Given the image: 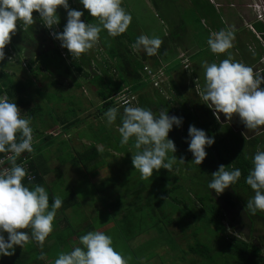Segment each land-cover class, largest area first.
<instances>
[{
    "label": "clouds",
    "instance_id": "9594fccd",
    "mask_svg": "<svg viewBox=\"0 0 264 264\" xmlns=\"http://www.w3.org/2000/svg\"><path fill=\"white\" fill-rule=\"evenodd\" d=\"M79 4L96 19V23H85L81 20L84 12L71 9L68 0H0V61L5 59L4 48L10 42L11 35L15 34L17 23L22 22L25 26L33 25V12L38 13L50 40L58 44L64 56L63 49H66L73 59H78L92 49L97 44L102 31H106L109 37H117L125 33L132 22L131 13L121 6L122 0H79ZM257 5L264 8V0L249 5V7L253 6L251 11L259 20L256 17ZM58 7L66 11V23L62 31H59L57 25L59 24ZM173 29L174 27L169 31L172 32ZM234 40L235 35L231 30L221 29L210 34L206 43L211 53H227V57L219 62L200 63L203 84L196 85L197 92L199 98L212 110L217 121H221L219 114H223L227 121L235 116L246 129L254 130L264 126V88L261 87V84L264 86V76H262L264 64H257L259 68H256L255 65L250 66L233 59L228 50L233 47ZM161 44L162 40L159 37L141 34L132 47L134 50H143L148 56H155ZM250 51L255 55L254 50L250 49ZM32 57H30L31 68L41 66L35 56ZM28 58V54H22L20 61L23 62L20 66H25V60ZM176 59L180 60L183 68L189 66V58L185 51L177 52ZM159 62L160 64L155 65L154 68L146 66L144 70L149 74L151 86L161 88V94L165 95L164 84L169 89L170 75L165 74L169 63ZM158 70H162L166 75V79L160 85L155 82ZM32 74L34 77V71ZM33 83L32 81L26 92L22 93L23 104L16 105L7 95H0V153L7 154L9 165L0 167V257L12 256L16 246L23 248L30 241L36 242L43 248L46 238L55 228L53 221L56 213L58 215L60 213L57 210L65 211L69 207L64 205L59 196H54L49 204V192L41 185L25 184L23 181L27 170L16 163L25 152L30 153L33 158L34 148L37 145L31 127V121L36 115L32 117L28 113L33 107L28 108L30 103L28 92ZM134 99V94L128 86H125L111 96L110 101L114 107L103 114L107 126L114 125L119 116L120 123L116 130L121 145H127L130 139L133 141L132 167L139 172L142 179H149L154 170L159 171L163 168L171 172L173 165L184 164L183 157L177 159L173 155L176 146L173 140L168 138L173 126L179 128L182 125L183 117L170 116L167 110H161L156 115L149 108L135 106ZM118 108H123L122 114L119 113ZM21 111L27 113L29 117L21 116ZM239 131L244 139L248 138L247 132ZM44 133L48 134L46 130ZM185 142L188 145L187 151L192 155L191 162L199 166L207 155L205 148L211 147L215 141L214 137L206 135L204 130L189 125ZM250 160L251 167L245 177V183L250 186L254 195L246 201L245 208L250 214L255 215L258 211H264V150L257 149ZM2 163L0 161V164ZM30 164L35 177L33 168L40 164L32 160ZM241 174L239 168L232 167L226 170L224 165H220L217 171L211 174L207 188L219 195L235 184ZM34 177L31 180L26 179L32 181ZM230 213L231 210L224 208L223 216L227 220ZM234 215L236 220L231 223H234L235 229H229L223 222L229 237L252 242L239 227L246 222L252 226L253 222L241 220L238 214ZM252 227L254 228L255 225L253 224ZM252 230L249 228V232ZM78 242V246H71L70 251L60 252L52 264H128L130 259L114 248L110 235L100 230L88 231L78 237ZM40 258H44L43 252Z\"/></svg>",
    "mask_w": 264,
    "mask_h": 264
},
{
    "label": "trees",
    "instance_id": "16d2710c",
    "mask_svg": "<svg viewBox=\"0 0 264 264\" xmlns=\"http://www.w3.org/2000/svg\"><path fill=\"white\" fill-rule=\"evenodd\" d=\"M76 1L79 10L84 12L81 19L85 23H96V19L91 17L87 10L83 9L82 5L79 4V0ZM72 9L76 8L72 7ZM32 15L34 20L32 26H25L22 22L17 23L15 34L11 35L10 42L4 48V52L7 53V56L3 61H0V95H7L9 100L15 102L16 105L20 103L23 104L24 97L22 93L26 92L28 87L27 84L32 82L26 84L20 79L14 80L15 68L23 70L22 72L31 68V58L28 52L35 56L37 61L43 64L45 71V73H43L44 76L49 73L50 69L57 68L58 70L60 66L64 67L66 75H73V70L75 69L79 74V76H77L78 78L80 77L81 79L84 77V79H86L89 76L87 70H90L91 57L86 53L82 54L78 59H73L68 54L67 50L63 49L65 52L64 56L59 50L58 44L50 40L42 21H40L38 17V13L33 12ZM58 16L59 24L57 25L59 26V31H62L66 21L63 19L60 12ZM172 33L176 34V31L172 30L170 34L172 35ZM136 38V35L131 34L127 30L117 37H109L106 31L100 33L98 42H100L107 54L105 57L107 58V62L103 63L101 66L99 65L100 74L91 76L87 82L97 86L95 93L100 98L101 104L95 106L94 110L86 113L82 118H77L71 122H62L63 127L60 133L62 132L66 135L64 138L68 139L66 130L73 124L77 126L81 124L86 125L91 131H94L96 127L97 131L88 133L90 136L86 138L82 134V138L86 139L87 143L83 144L82 142V152H79V155L77 153L75 156L77 160L72 158L70 161H75L78 165L82 163V178L84 177L85 181L94 188L98 198H100L99 194L105 189L110 188V194H119L120 191L124 189L123 182L125 180L114 181L113 178L118 176L119 173L116 175V170L109 169L106 164L111 161V158L115 160L118 159L121 160V168H126V160L131 158V152L134 151L131 148L133 141L130 139L127 145H121L120 136L116 130L120 123L119 116L114 125L107 126L103 114L109 108L114 107L110 101L111 96L120 91L123 87L128 86L131 93L135 96V106L149 108L156 115H158L161 110H167V114L170 116L175 115L183 117L182 125L179 128L173 126L172 130L168 133V138L172 139L176 146V152L173 155L177 159L183 157L184 164L177 163L173 165V170L171 172L163 168L159 171L154 170L153 175L149 179H142L139 172L134 169L132 173V182L135 183V185L131 191V196L141 195L143 198L141 204L135 205L134 209L138 210L141 217L145 215L146 209L151 211V214L156 213V220L150 223V227L158 228L160 230L159 233H161V231L167 232L164 227L170 222L176 223L179 229H183L181 225H185L186 229H188V225L191 223L196 227V230L199 224L203 223L205 226L204 228L209 231H220L223 237L225 236L224 239L230 243L229 233L223 223L224 208L232 210V213H230L229 229H235V225L231 223V221L232 219L233 221L236 220L234 217V214H237L236 200L246 205L248 199L242 197V200H240L239 193L236 197L237 199H232V194H235L238 190L236 184L231 185L219 195L213 190L206 188L208 189L205 192L207 197H204L195 191V188L199 186L196 179L206 187L211 178V174L217 171L220 165H224L226 170H230L232 167L239 168L242 173L241 179H245L251 167V156L257 149L264 150V140H259V136L264 133V126L254 130L246 129L244 125L240 123L238 117L233 116L230 121H227L223 114H219L221 121H217L213 116L212 110L204 104L197 92L196 85L203 84V75H201L203 73L197 72L196 68H193V66L183 68L180 60L176 58L169 61V63L172 64L167 68V72L165 70V74L167 75L169 73L170 77L168 79L169 89L166 88L164 84L165 95L163 96L161 94V88L151 86L152 83L149 74L144 68L146 66L154 68L155 65L160 64L157 60L159 57H161V59H168V57L173 58L171 54H167L166 52L172 51L171 49L175 48V46L172 45L170 48L166 49L164 45L165 41L163 40L157 55L148 56L143 50L134 51L132 45L135 43ZM48 41L52 44L50 45L52 46L50 50L45 49ZM24 51H27L29 58L25 60V66H20L23 62L20 61V58ZM39 67L40 66H36L30 70L31 73L33 71L32 69L37 70V72L34 73L36 77L41 73ZM68 85L70 86V83ZM76 86V89H79L81 85L78 83ZM261 87L264 88L262 84ZM37 110L38 107L33 106L28 110V113L33 117ZM118 110L119 113H123V108H118ZM189 125L204 130L206 135L214 137L215 141L211 147L205 148L207 155L199 166L191 162L192 155L187 151L188 145L185 141ZM239 130H243L247 133L248 131L255 133L249 135L247 139H244ZM48 135L50 139L51 137H58L57 134ZM74 139H76V137H74ZM74 139L72 141V146ZM43 140L44 142L47 141L48 136H44ZM58 143L62 146V139L59 140ZM67 143L68 140L65 141L66 145ZM34 149L36 151L37 146ZM34 153V155L32 153V162L40 165L34 166L33 168L35 174L34 179L28 181L25 177L23 182L30 186L41 185L47 188L45 184V175L52 171L45 165L46 160L43 159L44 157L42 160L41 157H36V152ZM0 155L4 154L0 153ZM28 155H30V153L25 152L22 153L20 157H27ZM18 161L19 159H17L16 163ZM126 169L128 172L132 171L130 168ZM104 171L105 174L102 175ZM123 178L126 179V175H123ZM48 192L49 194L51 193L49 190ZM125 192L126 191H121L120 195L125 196ZM52 198L53 196L51 194L49 201H51ZM197 201L198 203L195 206L194 204H196ZM120 204V200L117 202L114 201V205H117L119 209L122 205ZM64 205L70 206L67 199H65ZM119 209L117 214L120 213ZM177 213H179L182 223L175 222L176 219L173 218V215ZM260 214L263 213L260 212ZM111 218L115 222L114 214H111ZM142 218L143 220L145 219L144 217ZM250 221H252L254 225L255 222H257V220L254 221L253 219ZM257 224L258 222L255 226L258 227L259 225L260 228L264 229V218H262L260 224ZM87 229L90 231L91 228L89 227ZM186 229H183V231L186 232ZM25 231L30 230L26 229ZM143 232L144 229L142 227H136L133 231L129 232V238L124 237V241L127 242L132 238L142 236L144 235ZM73 235L74 234L71 232H67L65 237H71ZM81 235L82 230L75 236L79 237ZM185 235L186 237L188 236L187 232ZM6 236L7 234L5 233V237ZM51 238L58 240V235L51 232L46 238L43 248L34 241L29 242L23 248L16 246L14 254L22 258L23 264L26 263L24 258H26L28 262L31 261L32 264H49V259L52 258V256L55 258L57 257L55 254L51 253L50 250L55 247V243L51 242ZM155 238H157V236H155ZM235 239L236 242L232 247H230V245H223L221 248L222 254L220 256L215 255L214 249L205 243L201 244L197 242V245L195 247L191 246L190 249H194L197 253L204 256L206 264H218L220 260L223 262L232 260L235 264H264V255H261V247L252 242L244 241L242 238ZM140 246H135L133 248L129 246L120 247L117 251L121 252L126 258H130L128 264H142L143 259L152 258L150 256L155 250L150 249L149 256H146L145 253L149 248H142ZM71 248H65L61 251H70ZM41 252L44 253L43 259L40 258ZM13 255L10 257L11 261H14ZM201 264L205 263L202 262Z\"/></svg>",
    "mask_w": 264,
    "mask_h": 264
},
{
    "label": "rangeland",
    "instance_id": "374dc122",
    "mask_svg": "<svg viewBox=\"0 0 264 264\" xmlns=\"http://www.w3.org/2000/svg\"><path fill=\"white\" fill-rule=\"evenodd\" d=\"M174 1L175 0H169V2L167 0H122L121 6L132 15V22L127 31L137 37L141 34L149 37H159L162 42L163 40L165 41L164 45L166 49L170 48L172 45L191 46L192 56L188 65L193 66V68L195 67L197 72L203 73L200 68V63L202 61H208L210 63L219 62V60H222L223 57H212L209 55V48L203 50L197 48L200 46L199 38L204 36L205 29L198 24L195 20V16L197 12L199 14L205 13L208 14V16L210 15L211 19L219 21L218 16L212 14L213 11L211 6L206 1L197 5L194 1L190 4L191 0H189L185 5H178L177 7L173 4ZM227 1H231L230 3L234 4L226 12H223L222 19L227 25L226 29H229L231 26L235 28L236 25L240 23V20L244 21V23H242V25H244L246 23L245 21L251 18L249 13H251L253 6H250L246 10L244 7H246L247 4H255L257 0ZM68 3L71 9L72 7H75L76 10H79L76 0H69ZM57 9L66 21V11L60 7ZM248 14L249 16H246ZM176 15H179L183 21L181 26H179L181 34L177 32V34L172 33L171 35V30L169 31V29L173 27L170 26V24H173L174 26L176 25ZM239 16L241 17L240 19H238ZM199 20L201 21V24H205L203 18L199 17ZM206 42L205 45H207ZM50 45L52 44L48 41L45 49L50 50L52 48ZM237 49H239L243 54V51H241L239 47ZM237 49H235V53L238 55ZM171 50L172 51H167L166 53L171 54L173 58L168 57V59H161V57H159V59H156L158 61L163 60L164 62L169 63V61L175 59L176 56L174 48ZM134 51L136 52L137 50ZM229 51L233 50L230 49ZM22 54L26 55L27 51L22 52ZM28 54L29 57L33 56L29 52ZM87 54L91 57V60L90 70H87L89 76L86 79H84V77L81 79L80 77L78 78L77 76H79V74L75 71V69L73 70V75H66V70L63 66H60L58 70L57 68L50 69L49 73L44 76L43 73H45V71L43 64L40 62L39 64L41 66L39 68L41 73H39L37 77H33V74L30 72L31 68L29 70H25V72H22L23 70L21 69H14V80L20 79L26 84L31 81L34 82L31 90L28 92V96L30 98L28 108L31 106H38V111L35 113L36 117L33 121H31L33 137L35 139V143L37 144L35 152L37 156H41L42 158L44 157L43 159L46 160L45 165L52 171L45 175V184L47 188H44L51 192L49 197H51L52 194L53 197L59 196L63 200V203H65V199H67L70 203V206L65 211L57 210V212L60 213L59 215L56 213L53 221V227L55 228L52 232L58 235V240L51 238V242L55 243V247L50 249L51 253L57 256L60 252H62L61 250L65 248L78 246L79 242H75V238H78V236L75 235L79 234L80 230H82V235L86 234L89 231L87 229L89 227L91 228L90 231L100 230L105 234L110 235L113 239V246L116 250L125 246L133 248L135 245L132 241L128 240L126 242L124 241V237L129 238L130 231H133L136 227H142L144 229L143 234L147 237V239L140 247L149 248L145 253L146 256H149L150 249L155 250L150 256L152 258L143 259L142 264H191L193 262V257L188 255L190 252L189 249L191 246L195 247L197 242L207 244L214 249L215 255L220 256L222 254L221 248L223 245H230V247H232L236 242L235 238L229 237L230 243H228L224 239L225 236L223 237L220 231H209L204 228L205 226L203 223L199 224L197 230L191 223L188 225V229H186L185 225H181L182 228L190 230L187 232V237L180 235L181 233L177 234L176 230H170L169 227H173L178 231H181L176 223L173 222L168 223V225L164 227L166 228V231L168 230L167 232L161 231V233H158L160 231L159 229L150 227V223L153 220H156V213L151 214V211L148 209L145 210V215L142 216L145 218L143 220L138 210L134 209L135 205L141 204L143 198L141 195L131 196V191L135 185V183L132 182V173L134 172V168L131 165V158L126 160L125 165L126 168H130L132 170L129 172L126 168H121V160L111 158V161L106 164L109 169L116 170V175L119 173L118 176L113 178L114 181L125 180L123 182L124 189L121 191H128L129 195H120L121 191L119 194H110L109 191L111 189L108 188L99 194L100 198H98L94 188L87 181H85L84 177L82 178V163L78 165L75 161H70L72 158H75L77 153L79 155V152H82V142L83 144L87 143L86 139L82 138V134L86 138L87 136H90L88 133L97 131L96 127L94 131H91L88 127H86V125L81 124L80 126H77L76 124H73L70 125V127L68 126L69 129L66 130L68 133V139L64 138L66 135L59 132L62 131L63 127L61 126L60 128V123L71 122L77 118H82V116L86 113L94 110L95 106L101 104L100 98L95 93L97 86L87 81L91 76L100 74V66L107 62V58H105L107 54L100 42H97V44L90 49ZM231 54L233 59L238 60L236 55L233 53ZM242 54H239V56H243ZM186 55L189 56V52H187ZM6 56L7 53H5V58ZM170 64L172 63H169L166 68L171 66ZM255 66L256 68H259L257 64ZM32 70L34 73L37 72L36 69ZM113 75L115 76L114 73ZM167 75L170 74L168 73ZM164 79H166V75H164L162 70H158L157 76L155 77L156 84H163ZM39 82H41L44 86H41L42 84ZM77 82L81 85L79 89H76V85H78ZM69 83L70 86L68 85ZM28 85L29 84H27V86ZM21 116L29 117V115L24 111H21ZM45 130L48 134H57L58 137L55 136L56 138L51 137L50 139L49 135L44 133ZM254 133L248 131L247 135L249 137V135H253ZM44 136H48V140L45 142L43 140ZM74 137H76V139H74ZM61 139L62 146L58 143ZM73 139L74 142L72 146ZM66 140H68L67 145L65 144ZM259 140H264V133L259 136ZM74 160L77 159L75 158ZM104 174L105 171L102 175ZM123 175H126V179L123 178ZM196 180L198 181L199 186L195 188V191L204 197H207L205 193L208 190L206 189L207 186L205 187L198 179ZM235 184L238 190L235 194H232V199H237L236 197L238 196V193L240 200H242V197L244 199H249L254 195L253 190L245 183L244 178L241 179L240 177ZM118 200H120L122 204H120L122 212L119 214H117L119 208H117V205H114V201L117 202ZM51 202L52 201H49V204H51ZM236 202L237 214L241 220L243 219L248 221L253 219L254 221L257 220L258 224L261 223L262 218H264V211H258L255 215H252L245 208V204H242V202L238 200H236ZM197 203L198 201L194 205L196 206ZM260 212L263 214H260ZM111 214H114L115 222L112 220ZM173 218L176 219L175 222L182 223L179 213L173 215ZM223 222L227 223L226 225L229 228L230 217L229 221L224 217ZM257 222H255V225ZM248 224L249 223L246 222V224L240 226V231L247 234L246 238L251 239L250 241L258 244L261 247V255H264V229L260 228L258 224V227L255 226L254 228L252 227L253 224L252 226L251 224ZM249 228L254 230L249 232ZM67 232L74 234L73 237H71L74 238L73 240H70L69 236L65 237ZM156 235L157 238L154 239ZM181 248H183L185 255L182 254L183 251ZM176 253L178 257L175 255ZM54 259L55 257L52 256V258L49 259V263L52 264ZM198 259L199 258H197L196 261ZM195 264H197V262H195Z\"/></svg>",
    "mask_w": 264,
    "mask_h": 264
},
{
    "label": "crops",
    "instance_id": "0c3cea01",
    "mask_svg": "<svg viewBox=\"0 0 264 264\" xmlns=\"http://www.w3.org/2000/svg\"><path fill=\"white\" fill-rule=\"evenodd\" d=\"M167 1L169 2V0H167ZM188 1L189 0H175L173 4L177 7L178 5H185ZM192 1H194L197 5H199L203 1H206L211 6V9L213 11L212 14L217 15L218 20H219V21L213 20L210 18V15L208 16V14H205V13L199 14L197 12V14L195 16V20L198 22V24L202 28L205 29L204 36H201L199 38L200 39V46L197 48H200V50L208 48V46L205 45V42L207 41V39L209 38L211 33L218 32L221 29L231 30L235 35V40L233 42V47L231 48V50H233V51H229L230 50L229 49L228 52L236 55V57L238 58L237 61L243 62L247 65L254 66L256 64H259V65L264 64V23L257 20L254 16H252L253 15L252 11H251V13H249L251 15V18L249 17L250 19L245 21L246 23L244 25H242V23H244V21L240 20V23L237 24L235 28L233 26H231L229 29H226L227 25L225 24V21L222 19V17H223V12H226L230 7H232L234 5V4L230 3L231 1L229 2L227 0H191L190 4ZM257 1H261V0H257ZM249 5L250 4H247L246 7H244V9L245 10L248 9ZM249 14L246 16H249ZM199 17L203 18V21L205 22V24H201ZM240 18L241 17L239 16L238 19H240ZM176 20L177 21H175V22H177L176 23L177 26L176 25L174 26L173 24H170V26L174 27L173 30H175L176 34H177V32H179V33L181 32L179 26H181L183 21L179 15H176ZM178 46H176L174 48V51H176V55H177V52H180V51H185V54L187 52H189L188 58H189V60H191V56H192L191 46H179V47ZM238 47L241 49V51H243V54L240 52L239 49H237ZM235 49L238 50V55L235 53ZM250 49L254 50L255 55L252 54V51H250ZM239 54H242L243 56H239ZM209 55H211L212 57L221 56V57H223V59L227 57V53L213 54V53H211V51H210ZM175 58H176V56H175ZM262 76H264V73H262ZM61 126H62V123H60V128H61ZM127 194L128 193H125V196ZM119 212H122V211L119 210ZM169 228L171 231L176 230L177 234L181 233L180 235H183L184 237H186L185 233L189 232V230H186V232H184L183 229H185V228L181 229V231H178L177 229H175L173 227H169ZM71 237H73V236H71ZM71 237H70V240L71 239L73 240L74 238H71ZM146 239H147V237L145 235H142V236H139L136 238H132L131 241L135 246H140L145 242ZM154 239H156V238H154ZM76 241H77V238H75V242ZM30 242H32V241H30ZM135 246H133V247H135ZM181 250L183 251V248H181ZM189 250H190V252L188 253V255H191L193 257V262L191 264H195V262H197V264H201L202 262H204L206 264V259L204 256L197 253L196 250H194V249H192V250L189 249ZM171 251H173V250H171ZM182 254L185 255V252L183 251ZM175 255L178 257L177 253ZM13 256H14V259L13 258L12 259L14 261H11L10 257H12V256L0 257V264H23V260L20 256H17L16 254H14ZM197 258H199V259L196 261ZM24 260L26 262L25 264H32L31 261L28 262L26 260V258H24ZM49 264H51V263H49ZM214 264H216V263H214ZM218 264H235V263L232 260H229L226 262H223L222 260H220V263H218Z\"/></svg>",
    "mask_w": 264,
    "mask_h": 264
},
{
    "label": "built area",
    "instance_id": "2783aa9c",
    "mask_svg": "<svg viewBox=\"0 0 264 264\" xmlns=\"http://www.w3.org/2000/svg\"><path fill=\"white\" fill-rule=\"evenodd\" d=\"M256 7L258 9L257 12H256V17L260 21L264 22V8H261V6H258V5ZM6 156H7V154H4V155L0 156V161L3 162L2 164H0V167H7L8 166V161L6 159ZM18 159H19V161L17 162V164H20L24 168H26V170H27L26 178L28 180H31L34 177V175L32 173V170L30 168V166H31L30 163H31V160H32L31 156L30 155H28L27 157L22 156V157H19Z\"/></svg>",
    "mask_w": 264,
    "mask_h": 264
},
{
    "label": "flooded vegetation",
    "instance_id": "af4514ba",
    "mask_svg": "<svg viewBox=\"0 0 264 264\" xmlns=\"http://www.w3.org/2000/svg\"><path fill=\"white\" fill-rule=\"evenodd\" d=\"M232 211V210H231Z\"/></svg>",
    "mask_w": 264,
    "mask_h": 264
}]
</instances>
